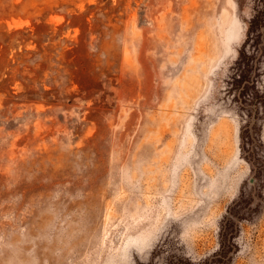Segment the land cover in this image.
Wrapping results in <instances>:
<instances>
[{"label":"rangeland","instance_id":"374dc122","mask_svg":"<svg viewBox=\"0 0 264 264\" xmlns=\"http://www.w3.org/2000/svg\"><path fill=\"white\" fill-rule=\"evenodd\" d=\"M0 32V264H201L221 233L206 264H264V0H0Z\"/></svg>","mask_w":264,"mask_h":264},{"label":"trees","instance_id":"16d2710c","mask_svg":"<svg viewBox=\"0 0 264 264\" xmlns=\"http://www.w3.org/2000/svg\"><path fill=\"white\" fill-rule=\"evenodd\" d=\"M18 31H20V30H15V31L11 32V35L14 34V33H16V32H18ZM4 37H5V33L0 32V47H1V49H0V57L2 56V53L4 52V42H3ZM43 91L44 90L41 89V92H43ZM228 222H229V219H226L222 223V225H221V231L226 229ZM227 241H228L227 236H224V234L221 233V235H220V245H219L218 250L213 255H211V258L209 257L205 261L209 263V261L211 262V261H214L215 260L213 258H218V257L220 258L221 256H223L224 258H226V260L228 261V259H229L228 258V255H229V253L231 251V247L229 245H231V243L230 242L227 243ZM217 260H218V262L221 263L222 258H220V260L219 259H217ZM205 261H203L201 264H206ZM188 263L189 262H187V263L183 262V263H178V264H188ZM189 264H191V263H189Z\"/></svg>","mask_w":264,"mask_h":264}]
</instances>
